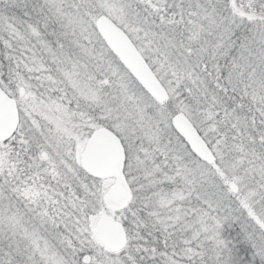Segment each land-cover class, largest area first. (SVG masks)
I'll list each match as a JSON object with an SVG mask.
<instances>
[{
	"label": "snow or ice",
	"instance_id": "obj_1",
	"mask_svg": "<svg viewBox=\"0 0 264 264\" xmlns=\"http://www.w3.org/2000/svg\"><path fill=\"white\" fill-rule=\"evenodd\" d=\"M0 264H264V0H0Z\"/></svg>",
	"mask_w": 264,
	"mask_h": 264
}]
</instances>
